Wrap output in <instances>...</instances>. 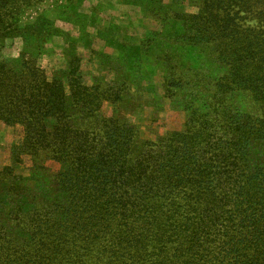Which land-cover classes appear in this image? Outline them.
Here are the masks:
<instances>
[{
    "label": "trees",
    "instance_id": "16d2710c",
    "mask_svg": "<svg viewBox=\"0 0 264 264\" xmlns=\"http://www.w3.org/2000/svg\"><path fill=\"white\" fill-rule=\"evenodd\" d=\"M195 1L197 13L171 10L169 17L165 10V34L151 31L142 44L171 39L173 48L159 56L172 107L185 117L180 129L153 140L114 110H101L104 101L120 104L126 83L88 85L72 62L65 79H48L35 58H25L16 73L0 57V121L22 131L12 154L29 156L38 170L48 160L61 163L54 180L67 193L60 202L16 211L39 237H8L15 226L0 219L7 263L65 264L52 260L53 252L75 264L91 251L137 254L155 240L175 243L172 252L185 257L179 264H264V11H253L256 26L242 29L235 21L249 11L245 0ZM22 2L0 0V49L5 38L20 36L44 50L50 36L65 34L47 13L21 24L15 10ZM233 3L241 7L234 14L222 7ZM57 19L67 21L58 13ZM176 25L190 35L174 32ZM248 101L257 114L247 110ZM12 178L9 191L20 196L27 178Z\"/></svg>",
    "mask_w": 264,
    "mask_h": 264
},
{
    "label": "rangeland",
    "instance_id": "374dc122",
    "mask_svg": "<svg viewBox=\"0 0 264 264\" xmlns=\"http://www.w3.org/2000/svg\"><path fill=\"white\" fill-rule=\"evenodd\" d=\"M245 1L249 11L240 12L239 18L235 21L242 29L256 26L253 11L259 12L261 9L264 11V0ZM230 5L225 4L222 7L225 9L233 7L230 13L238 7L241 8L238 3ZM165 10L169 17L171 10L192 14L200 10V3L195 0H23L15 10L20 14L21 24L31 23L40 13H47L65 34L50 36L43 43L44 50H38L30 39L25 42L20 36L5 38V46L0 49V57L7 59L16 73L23 70L22 63L25 58H35L48 79H65L69 73L68 66L72 62L74 67L81 71L84 82L88 85L95 80L111 83L116 89V86L126 83L121 90L123 100L120 104L104 101L101 110L105 115H110L114 110L122 121L137 127L141 138L153 140L158 135L180 129L185 118L183 111L172 107L173 101L166 91V60L163 55L159 56L173 48L171 39L160 38L154 40L148 47L142 45L151 31L165 34L163 32L165 21L161 16L165 14ZM57 13L64 16L67 21L55 20ZM176 26V29H172L174 32L190 35V31ZM80 36L83 37V41L76 40ZM73 38L75 44L72 48L70 40ZM246 105L250 113H258V107L254 102L248 101ZM53 124L54 117L50 116L46 122L47 129L51 130ZM21 136L19 125L9 126L0 121V219L3 218V223L8 227L15 226L8 232V237L29 239L34 235L39 237L40 232L36 231L30 235L32 231L25 229L23 221L25 217L15 216L16 211L18 209L24 212L33 211L37 207H43L47 199L60 202L67 193L63 192L61 186L55 185L56 173L63 170L61 163L48 160L45 162L46 169L38 170L32 167L29 156L21 155L19 158L12 154L13 145L20 142ZM9 167L13 168V172H8ZM15 175L27 178L25 184H21L18 189L21 192L25 191L17 197L9 191L15 183L12 178ZM31 222L30 224H33V221ZM2 238L3 235L0 237V244L3 242ZM161 243L149 240L140 245L137 254L132 252L129 255L91 251L74 263L115 264L120 260L121 264H130L133 261H136V264H179V261L185 259L184 256L178 258L172 252L171 246L174 247L175 243ZM174 250L181 251L178 248ZM201 251L197 250L194 258H198L202 254ZM189 252L186 255L187 259L192 254V251ZM65 255L63 259L60 253H57L56 257L53 256V252L49 253L52 260L62 259L63 263L71 264L72 256ZM43 260L47 262L46 258ZM22 261L18 259L16 264H25ZM5 263L15 264L7 263V258L0 252V264ZM194 263L197 264L192 260V264Z\"/></svg>",
    "mask_w": 264,
    "mask_h": 264
},
{
    "label": "crops",
    "instance_id": "0c3cea01",
    "mask_svg": "<svg viewBox=\"0 0 264 264\" xmlns=\"http://www.w3.org/2000/svg\"><path fill=\"white\" fill-rule=\"evenodd\" d=\"M76 40H77V41H78V40H79V41H80V40L83 41L84 39H83V37L80 36V37H78Z\"/></svg>",
    "mask_w": 264,
    "mask_h": 264
}]
</instances>
